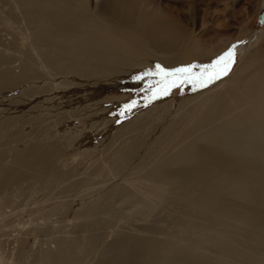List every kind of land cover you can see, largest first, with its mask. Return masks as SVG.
Here are the masks:
<instances>
[{"label":"rangeland","instance_id":"374dc122","mask_svg":"<svg viewBox=\"0 0 264 264\" xmlns=\"http://www.w3.org/2000/svg\"><path fill=\"white\" fill-rule=\"evenodd\" d=\"M91 1L94 7V0ZM99 3L101 7L92 11L99 12L101 8L104 14L112 9L116 17L121 13L131 14L142 38L149 36V25L156 22L162 21L164 25L158 24L157 35L162 29L164 35L169 26L183 24L182 28L187 31L184 34L171 32V37L167 38L153 34L170 49L177 47L170 57L183 55L193 43H206L201 47L204 50H220L232 40L212 58L194 59L174 69L211 65L234 45L235 62L227 75L204 87L194 89L191 83H186L157 98H152L153 93L147 89L150 83L155 87L160 77L137 79L155 68H138L99 82L71 76L68 80L75 87L70 91L64 87L54 88L49 98L43 96L32 101L24 98L18 104L3 105L13 113L16 123L15 140L3 142V152H6L3 165L11 166L16 153L36 141L33 124L53 122L52 136L65 144L60 166L72 171L68 178L51 185L45 182L28 197L17 199L16 208H3V236L0 237L3 264H107L114 249L125 248L126 240L135 239H144L164 250L194 251L222 264H261L249 255L253 252L255 257L264 256V246L252 244L245 239L242 230L203 216L197 207L185 204L182 193L177 192L184 190L183 186L148 181L141 161L188 112L189 106L180 111L182 102L226 81L247 59L258 55L264 39V0H102ZM143 21L146 23L142 24ZM23 87L4 93L0 101L5 97H18ZM133 102L135 106L128 109L126 106ZM84 107L91 116L72 117V111ZM59 115L65 118L55 122ZM195 120L183 123L188 126ZM116 155H120V163L126 160L121 173L114 175L109 161ZM31 182L28 179L26 184ZM124 190L133 193L132 203L122 200ZM87 207H92L93 211L85 212ZM223 238H230L231 242L224 246ZM60 240L76 242L79 247L72 256L61 258ZM128 259L118 264H131Z\"/></svg>","mask_w":264,"mask_h":264},{"label":"bare ground","instance_id":"6f19581e","mask_svg":"<svg viewBox=\"0 0 264 264\" xmlns=\"http://www.w3.org/2000/svg\"><path fill=\"white\" fill-rule=\"evenodd\" d=\"M89 1L0 0V97L24 86L18 97L2 98V107L18 104L24 98L27 101L49 98L54 88L70 91L75 87L68 80L71 76L99 82L138 68L161 65L174 69L194 59H210L232 41L220 50H204L201 47L206 43H193L183 55L170 57L177 47L170 49L153 36L157 35L162 21L154 23L157 26L149 25V36L142 38L131 14L121 13L116 17L112 9L103 14L101 8L100 13L95 12L92 9H97L102 0H94V7ZM182 25L169 26L164 35L163 29L158 33L162 32L159 34L163 38L171 37L172 33H186ZM188 106V112L159 140L162 142L155 143L157 148L142 158L144 177L158 185L183 186L184 192H177L182 193L185 204L197 207L203 216L242 230L252 244L264 246V39L257 56L247 59L226 81L182 102L180 111ZM89 113L84 107L72 111L71 115L86 118L91 116ZM62 117L59 115L55 122L65 118ZM191 119L196 120L184 125L183 122ZM15 124L13 113L3 107L0 110V237L3 236V208H16L17 199L28 197L45 182L51 185L72 174L60 166L65 144L52 136L53 122L33 124L36 141L17 152L11 166L3 165L6 153L3 142L15 140ZM118 156L109 161L114 175L121 173L126 160L120 163ZM28 179L32 181L30 184H26ZM132 194L124 190L122 200L132 203ZM92 211V207L85 209L87 213ZM230 242V238H223L222 244ZM124 243L125 248L114 249L109 255L107 264H118L127 258L131 264H222L190 250H164L144 239ZM2 247L0 240V250ZM78 247L76 242L60 240V257L72 256ZM252 253L250 257L264 264V256L255 257ZM0 264H3V252Z\"/></svg>","mask_w":264,"mask_h":264},{"label":"snow or ice","instance_id":"6c2138e0","mask_svg":"<svg viewBox=\"0 0 264 264\" xmlns=\"http://www.w3.org/2000/svg\"><path fill=\"white\" fill-rule=\"evenodd\" d=\"M235 47L234 45L232 49L214 61L211 65H190L172 70L163 68L161 65H156L154 71L142 74L138 76L137 79L144 80L145 77H160L155 87H153L151 83L148 86L147 90L153 93L152 98L167 95L172 88L186 83H191L194 89L197 86L204 87L221 76L227 75L231 65L235 62ZM196 69L201 70L197 72ZM134 106L135 103L133 102V104L127 105L126 107L131 109Z\"/></svg>","mask_w":264,"mask_h":264}]
</instances>
